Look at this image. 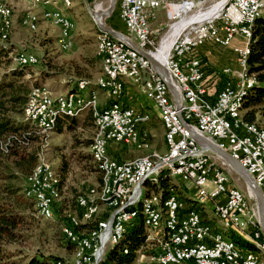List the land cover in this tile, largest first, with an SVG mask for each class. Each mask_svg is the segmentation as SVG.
I'll return each mask as SVG.
<instances>
[{"label": "built area", "instance_id": "obj_1", "mask_svg": "<svg viewBox=\"0 0 264 264\" xmlns=\"http://www.w3.org/2000/svg\"><path fill=\"white\" fill-rule=\"evenodd\" d=\"M258 2L259 0H182L178 4L181 6L180 11L171 15L168 9L170 5L163 6L160 0H118L119 17L126 33L132 35V40L138 47L147 49L152 55L158 51L151 30V21L157 17V14L165 9L169 20L172 18L180 20L185 14L190 13L191 20L174 34L166 58L161 61L180 96V105L176 106L174 95L164 78L152 68L145 57L126 42L109 36L108 60L105 62L106 73L102 82L112 80V87L109 88H113L115 66H124V69L132 73L134 79L139 80L141 86L154 94L156 107L166 115V120H169V155L161 160L148 157L140 166H131L125 161L114 158L113 166H120V174H113V167L111 168L109 188L126 189L124 211L119 216L103 222L99 236H79L74 231L75 225L78 224H71L72 235L65 237L81 238L86 242V253L83 256L75 255L73 264H98L101 250L106 243L111 242L113 232L125 227V222H130L129 213L133 211L135 196L141 191V188H137L138 178L141 176L152 178L154 171L164 173V167L176 170V173L180 174L181 181L192 186L197 194L212 198L213 205L222 213L226 222L264 246L257 203L249 201L239 189L229 185L224 170L211 161L209 151L199 146L180 121L181 114L189 126L225 149L245 168L264 195V137H258L250 128H242L240 124L234 123L231 117H227L233 95L239 87L247 84L243 50L249 33L250 20L263 13L258 12ZM215 5H219L218 10L203 17ZM1 12L12 13V8L2 3ZM51 17L62 22L64 28L60 16L51 15ZM23 19L26 26L32 29V22H27L25 15ZM177 22L170 26V32ZM236 38H240V43L233 47L240 68L236 81L231 82L228 79L215 97L210 98L208 88L204 84L206 66L199 57V52L207 45L227 47ZM64 40L66 43H71L70 37H64ZM37 61V58L30 54H27L26 59H21V63H37ZM225 69L230 70L231 77L233 74L231 68ZM143 74H145L144 78ZM86 82L78 81L81 84ZM54 102L75 103L76 99L67 93L53 97L52 92H44L40 87H36L30 94L25 114L33 117L48 116ZM147 121L144 112L122 103H115L114 109L105 113L107 130L100 146L111 152V138H121L125 143L133 145L144 143L139 133V126ZM44 167L47 166H42L39 182L25 183V187L29 195L43 202V206H50L52 213L54 201H51L52 193L44 183ZM86 194L76 198L77 207L83 213L86 211ZM220 195H224L223 201L217 200ZM148 218H152V225H157L160 231H163V246L175 244L178 251H185L196 264H201L202 259H210L213 263L222 258L242 261L247 257L246 253L225 246L214 236V233H211L209 225L203 224L199 214L189 213V207L176 202L173 196L166 200L156 199L155 211L149 213ZM163 259H167L166 254L154 258V262L163 264Z\"/></svg>", "mask_w": 264, "mask_h": 264}, {"label": "rangeland", "instance_id": "obj_2", "mask_svg": "<svg viewBox=\"0 0 264 264\" xmlns=\"http://www.w3.org/2000/svg\"><path fill=\"white\" fill-rule=\"evenodd\" d=\"M181 1L182 0H160L161 5H171L174 7L181 3ZM2 3L10 6L12 8V13L1 12ZM109 5L110 0H42L40 4H35L32 0H0V41L7 40L8 44L15 47L13 55L16 54L17 56L19 54H24L27 56V54H30L35 56L38 60L35 65L25 71L26 73L23 75L22 80H29L31 85L42 83V90L44 92H52V96L56 97L57 95L67 93L65 92V85L69 83V80L66 77L71 73V67L77 65L81 69L87 71V79L95 83V86L98 87L97 83L103 76L104 59L97 54L96 46L99 30L93 21L92 11L105 10ZM40 9H42V11L39 13ZM54 9L60 11L64 16L71 19L75 25V28H73L70 33L71 44L65 48H62L58 43V38L60 36L59 28L44 16L46 12H50ZM262 12H264V10ZM24 15L27 22H32V29H29V27L26 26L25 19H23ZM189 15L190 13H187L183 17L188 18ZM186 18L180 21H189V19ZM102 20L105 25L112 28L109 25L110 23L115 27L114 30L124 33L132 40V35L126 33L123 23L120 20L118 0H115V6L111 14L106 17L104 16ZM178 20L179 19L176 18L169 20L166 16L165 9H162V11L157 14V17L151 21V30L155 38V48L158 51L163 40H165L170 33V26ZM3 35L4 37H2ZM239 41L240 38H236L232 44L227 47H219L216 45L210 46L211 59L205 55L204 51L200 50L199 57L205 63V66L207 68H212V71L215 73L212 77L206 76L204 79V84L209 91L211 89L216 90L217 87L220 88V83L218 84L216 82L227 77L222 72L223 68H231L233 74L231 77L229 76V80L231 82L236 81L237 73H239L240 68L236 61L237 55L233 51V47L235 44H238ZM246 41L247 40H245L244 46H248L249 48V41L247 44ZM145 51L148 50L145 49ZM97 55L101 59H99ZM85 59L91 60L92 65H85L83 62ZM232 64H235L234 68ZM1 72L2 70H0V73ZM44 73H48L51 76H44ZM219 76L223 78L219 79ZM248 79H251V77L246 76L245 68L246 83ZM225 82H227V80H224L222 83L224 84ZM86 83L88 84V81ZM99 88L100 87L96 90H90L86 95L83 94L86 88L78 90V94L83 98V103L89 101L90 97L95 95L97 98L96 104L98 106ZM128 89L134 91L138 101L150 109L153 118L159 120L160 111L158 113L153 101L145 94L144 90L140 87L131 86H129ZM74 91L77 92L76 90ZM124 97L127 98V101L130 103L133 100L136 102L132 96L126 95L125 90H123L120 95L121 101ZM84 108L85 109L82 111L77 110L74 113V116L71 117H77L79 120H83L85 113L89 110V105ZM243 113L244 111L241 112V114ZM61 114L62 113H59L57 118ZM78 122V124L74 123L75 127L72 130L63 129L61 133L55 131L50 132L51 130H46L49 133L45 132V134H48V137L42 145L40 159H38V161L42 160L51 166L55 173V182L60 190L57 187L58 191L56 190L57 196L54 199L52 213L50 207L45 212L40 213L36 208L35 203L34 207L36 211L33 208V211L28 213L29 221L31 222L30 227L24 231L23 239L9 246V248L16 254L15 259L17 260V264H26L28 258L37 253H42L46 256H57L65 262H71L73 260L74 251L64 243V240H62L61 231L71 216L79 217L76 213V197L79 194L87 193L85 198L89 200L93 198L94 191H98L96 182L98 181L99 176L96 170L93 171L95 166L92 161L90 146L85 147L83 145V141L90 136L92 137V133L88 130L81 129L79 127L81 121ZM256 123L261 127H264V115L258 114ZM92 130L94 131V125H92ZM142 140L146 141L144 137ZM143 144H146L148 147L144 146L145 148L138 150L118 147L117 150L119 151V156L125 161L138 156H144V154L147 153L146 150L149 149V144H147V142ZM209 155L211 156V161L215 165H219L227 174L229 185L239 189L249 201L256 202L243 180L225 163V161L212 151H209ZM177 178L180 179V176L173 177V181L176 183L177 187H180L182 183ZM26 179V183H28V177ZM179 187L178 189H181ZM26 196L28 195L26 194ZM210 202L211 201L193 202L191 205L199 211H202L203 208H205L210 218H213L212 220H214V223L221 228L220 223L213 213L211 207L212 202L211 206L209 205ZM252 202L250 203L252 204ZM105 209L107 211H105ZM109 211L110 210L103 206L100 207L99 212H102L101 224L109 219ZM228 228L230 227H226V229ZM146 230L147 240L144 245V251L142 250L140 252L142 257L139 256V253H136L133 264H156L152 254L158 249V242L156 240L155 242L151 240L155 238L154 236L158 235L157 238L159 241L163 236V231H159V229ZM225 238L229 239L228 237ZM239 238L241 237H232L238 246L253 251L256 255L261 254V251L258 250V248L254 246L256 248L254 249ZM109 245L111 244L107 243L104 246L99 262L103 259ZM262 247L264 251V246ZM256 264H264V258L261 259L260 257Z\"/></svg>", "mask_w": 264, "mask_h": 264}, {"label": "trees", "instance_id": "obj_3", "mask_svg": "<svg viewBox=\"0 0 264 264\" xmlns=\"http://www.w3.org/2000/svg\"><path fill=\"white\" fill-rule=\"evenodd\" d=\"M109 25L115 29L110 23ZM14 50L15 47L8 44L7 40L0 41V70H2L0 73V264H17L16 254L9 246L23 239L24 231L31 225L28 213L32 212L35 207L33 199L25 194V183L26 178L30 175L29 173L38 164L42 145L48 137V134L41 132L37 126L31 124L25 114V108L32 90L43 85L42 83L31 85L29 80H22L25 71L36 63L18 62L17 57L22 54L13 55ZM248 50L245 64L246 76L251 77L253 86L250 88L244 102L242 119L245 122L260 126L256 123V119L258 114L264 115V12L256 17L251 26ZM98 58L101 59L99 56ZM83 62L85 65H92L91 60L85 59ZM70 72L65 77L69 80V83L75 85L73 90H76L79 80L88 81L86 90L92 86L98 88L95 83L87 79L88 73L86 70L73 65ZM43 75L51 76L48 73ZM92 119L90 110L85 113L83 120L62 114L56 119L54 128L50 132L61 133L63 129L72 130L75 127L74 123L78 124V121H81L79 127L88 130L93 137L92 125L94 124ZM92 137L90 136L83 141L85 147L92 144ZM121 146L125 147V145ZM118 152V150H111V156L118 160ZM93 163L95 166L93 171L96 170L99 174L96 182V186H98L101 183L102 173L98 164L94 161ZM186 185L182 183L180 187L178 186L181 189H178L173 177L168 176L166 173L159 174L157 182L147 179L143 184L146 195L153 192L159 194L161 200L172 192L177 195L181 194L182 191L186 192L188 190ZM57 187L59 188L55 182V188L58 191ZM178 197L182 199L179 195ZM76 208V213L80 216L81 212L77 207V203ZM105 211L107 210L105 209ZM101 213L98 212L88 222H81L75 226L74 231L77 235H85L98 229L101 224ZM65 225H69V220ZM61 235L64 243L74 251L75 244L70 242L62 231ZM146 236L147 230L142 218H133L125 226L122 236L114 244L109 245L99 264H133L136 253H139V256L142 257L140 252L144 251ZM154 237L151 241L155 242L156 240L158 242V249L155 250L154 248L155 253L152 256L158 254L163 245V236L159 241L158 235ZM59 261L65 262L57 256H46L37 253L30 256L26 264H55ZM182 264H185V262ZM186 264L193 263L186 262Z\"/></svg>", "mask_w": 264, "mask_h": 264}, {"label": "bare ground", "instance_id": "obj_4", "mask_svg": "<svg viewBox=\"0 0 264 264\" xmlns=\"http://www.w3.org/2000/svg\"><path fill=\"white\" fill-rule=\"evenodd\" d=\"M32 1L35 4H40L42 2V0H32ZM168 8H169L171 15H173V14L178 13V11H180L181 6L177 5L176 7H174L170 5L168 6ZM218 8H219V5H215L207 13H205L203 17H207L208 15L212 14L214 11L218 10ZM263 10H264V0H259L258 12H262ZM51 15L60 16V19H62L64 22V28H62V22L57 21L55 18L51 17ZM44 16L46 19L51 20L52 23L59 28L60 36L58 38V43L60 44V46L62 48L68 47L71 43H66L64 40V37H70V33L72 32V29L75 26L74 22L71 19L64 16L60 11L56 9L50 12H46ZM184 18L186 17H183L180 20ZM191 18L192 17H189L186 19H189L190 21ZM255 19L256 17H254L249 22V33L247 34L246 44L248 43L250 39L251 26L253 25V22L255 21ZM180 20L174 25L173 29L171 30L167 38L163 40L162 45L159 48V51L154 53L153 56L158 61H163L166 58L172 37L178 31V29L182 27V25L188 22V20H185V21H180ZM2 37H4V35ZM108 44H109V35L99 34L96 49H97V54L102 56L104 59V67H103V76L102 78L99 79L97 85L98 87L103 88L106 91H108L113 96V98H115V100H113V102L108 107L100 110L96 104L97 98L95 95H92L89 101L83 103V98L80 97V95L78 94V90L85 89L86 88L85 86H87L88 84L78 83L77 88H76L77 92H75L74 90L67 92V94L70 95V97L76 99L75 103L55 102L54 106H51V111L48 116L47 115H34V117L27 116L31 124L37 126L41 130V132L45 133L47 132L46 130L49 131L54 128V125H55V122H56V119L59 113H62L63 115H67V116H74V113L77 110L82 111L85 109L84 107L88 105H89V110L92 112V118H93V124H94V134L92 137V144L90 145V153H91L92 160L98 164L101 170L102 179H101V183L98 185V191L96 192L94 191L93 198L89 200L85 198L86 211L84 213L83 211H80L81 215L79 217L71 216L69 219V225L63 226L62 232L64 235H72L71 224L79 225L81 222H88L89 220H91V218L94 217V215L97 214V212L99 211L100 205H103L108 210H110L109 219L114 218L115 216H119L121 212L124 211V205H125V200H126V189L124 187L109 188V182H108V180L111 177V168L113 167V174H120V166H113L114 159L109 155L108 151H106L104 148L100 146V144L102 142L105 130H107V123H105V113L108 110H113L115 103H120L119 97L123 92L121 78L122 77L134 78V77L132 76V73L129 72V70L124 69V66H115V74L113 75V83L115 84H113V88H109V87H112V80H105V83L102 82V79H105V73H106V63L105 62L106 60H108V49H107ZM248 52H249L248 46H244V50H243L244 67L246 64ZM26 58L27 56L22 54L17 57V61L21 63V59H26ZM24 63L35 64V62H24ZM223 72L227 73L229 72V70L224 69ZM252 82L253 81L251 79H248L247 84H244L242 87H239L237 89L236 93L233 95L232 104L229 105V108L227 110V117H231L234 123L240 124L242 128H250L256 133V135H258V137H264V127L257 126L255 123L245 122L242 119L241 112H242L246 97L249 93V90L253 86ZM40 88L41 90L43 89V87H40ZM152 95L155 100V96L153 93ZM146 118L148 119V115H146ZM160 120L165 128L164 142L166 145V152L163 154L152 153V154L136 157L129 161H125V163H129L131 164V166H140L144 164L145 159H147L148 157L154 160H161V158H163L164 156L169 155V139H170L169 120H166V115L163 114V112L161 111H160ZM123 141L124 140L121 138H111V143L123 142ZM144 146L147 147L146 144H144ZM42 166H47L43 168L44 183L46 185V188L49 190V192L52 193L51 201H54V199L57 196V191L54 185L55 173L53 169L51 168V166L48 165L46 162L39 160L38 164L36 165V167H34V169L32 170L31 174L28 177V183H38L39 182ZM161 173L162 171H154L152 174V178L151 176H141L137 180V188H141V191L137 193L135 196L133 211L129 213V220L131 221L135 217L142 218L146 229H159L157 225H152V218H148V216H149V213H152L155 211L156 199L157 200H161V199H160L159 194H155L153 192H150L149 194L146 195L143 184L147 179L152 182H157L158 175ZM164 173H166L170 177L180 176V174L176 173V170H171V167H164ZM25 191H26V194L34 200L35 206L40 213L45 212L50 207V206H43V202L37 201V197H33L29 195L27 192V187L25 188ZM171 196H173L176 202L181 203V201L179 200L180 198H178L174 192L169 194L163 200L169 199ZM206 198L208 197H205L202 194H196L197 202H203ZM109 201H112V202L109 203ZM213 212L215 216L217 217V220H219L220 224L222 225L224 229H226V227H230V228L232 227V224L225 221L222 213H220L215 206L213 208ZM189 213L199 214V212L196 209H190ZM127 223L129 222H125V226L127 225ZM203 224H207V223L203 221ZM102 225L103 224H100L98 229L93 230L81 236H99L102 231ZM124 230H125V227H121L118 230H115L112 234V240L110 244H114L122 236ZM211 233H214V236L218 240H221L225 246H228V248L237 249V250H240L241 252H244L237 246V244L233 240L225 238V236H223L220 232H216V231L214 232L211 228ZM66 238H68L70 242L75 244L74 256L75 255L83 256L86 253V242L84 239H81V238L73 239L71 237H66ZM252 241L254 242V245L256 248H258L259 250H263V247L261 246L262 244L259 243L258 240L252 239ZM103 249L104 247L101 250V256L103 253ZM165 254L167 255V259H163V264H182L184 262L185 263L192 262L193 264H196L195 260L189 255H187L185 251H178V247L175 246V244H168V246L162 245L161 251L152 257L153 259L156 257H163L165 256ZM246 255L247 257L243 259L242 261H237L234 258H222V259H218L217 261L211 263L210 259H202L201 264H256L257 261L259 260V255H256L253 252L246 253ZM101 256H99L98 262ZM55 264H73V263L72 261L71 262H60L59 261V262H56Z\"/></svg>", "mask_w": 264, "mask_h": 264}, {"label": "crops", "instance_id": "obj_5", "mask_svg": "<svg viewBox=\"0 0 264 264\" xmlns=\"http://www.w3.org/2000/svg\"><path fill=\"white\" fill-rule=\"evenodd\" d=\"M43 9V8H42ZM42 9L39 10V13L42 11ZM63 11V10H62ZM64 13V12H63ZM65 14V13H64ZM44 21V20H43ZM46 22V21H45ZM75 28V27H74ZM240 43V41H239ZM211 45H207V46H204L202 47L201 51H204L205 52V55H207V57H209V59H211V48H209ZM211 61V60H210ZM233 65V68L235 67V64H232ZM225 68L222 69V72ZM206 71H207V74L206 76H210L212 77L213 75H215V73L212 71V68H207L206 67ZM223 74L225 76H227L226 78H223L221 76H219V79L220 78H223V79H220L219 82H215L216 83H220V85L222 86V82H224V80H228L230 79L229 76H230V70L229 72L227 73H224ZM145 77V74H143V78ZM121 82H122V86H123V90H125V93L126 95H130L132 96L136 102L133 100L131 103L127 101V98H123V100L121 101V98H120V103L126 105V106H131V107H134L136 110L138 111H142L144 112V114L148 115V121L141 124L139 126V133H140V136L141 138H145L146 141L144 142H147V144H149V149L146 150V154L144 155H147V154H152V153H159V154H163L165 153L166 151V145H165V142H164V132H165V128H164V125L162 124L161 120H160V115H159V120H156L155 118L152 117L151 115V112H150V109L147 107V106H144L143 104H141L138 99H137V96L135 94L134 91H132L131 89H128L129 86L131 87H140L144 90L145 94L153 101L155 107H156V102L153 98V95H152V92H148L143 86H141L140 82L138 79H134V78H127V77H122L121 78ZM209 85V84H208ZM220 86V88H221ZM75 85L73 83H68L65 85V92H68V91H72L74 89ZM210 87V86H208ZM219 87H217L216 90H208V95L210 98H214L215 95L217 94L218 90L220 89ZM91 89H97L95 87H91V88H88L87 90H85L83 92L84 95H86ZM94 90V92H95ZM110 93L104 89H101L99 88V91H98V108L100 110L108 107L112 102L113 100H115V98H113V96L111 97L109 95ZM136 97V98H135ZM113 98V99H112ZM158 113H159V110H158V107H156ZM85 112V111H84ZM121 145H125L126 148L128 149H143L145 148L144 147V144L143 143H136L135 145L133 144H128V143H125V141L123 142H114V143H111V146H112V150L115 151L118 149V147H123L124 146H121ZM148 147V146H147ZM165 148V149H164ZM142 151V150H140ZM109 155L111 156V152H109ZM139 153H142V152H139ZM120 155V154H119ZM143 156V155H142ZM112 157V156H111ZM139 157V156H138ZM114 159V157H112ZM136 158V157H135ZM118 160L119 161H125L124 159H122L120 156L118 157ZM131 160V159H130ZM126 161H129V160H126ZM181 183H183L181 181V178H177ZM183 184H186V183H183ZM186 186H188V190L186 192H183L181 194H178L183 200L184 202L179 199L182 203V205L184 206H187V207H190V209H196L195 207H193L191 204L193 202H196V192L193 190L192 186H190L189 184H187ZM176 194V193H175ZM177 195V194H176ZM177 195V197H178ZM183 195V196H182ZM179 198V197H178ZM218 201H223L224 200V195H220L218 198H217ZM189 201V202H188ZM205 201H211L212 202V206H211V202L209 203V205L212 207V209L214 208L215 205H213V200L212 198L208 197L206 198L203 202ZM203 204V203H202ZM103 205H100L99 206V211H100V207H102ZM104 208H106L105 206H103ZM200 216H201V219L206 222L207 224L210 225V227L212 228V230L215 232H220L223 236L225 237H228L229 239L233 240L232 239V236L237 238L238 236H240L241 240L245 241L246 244L250 245L251 247H253L254 249H256L254 246V242L252 241V239H250L248 236H246L245 234L239 232L240 230H238L237 228H228V229H224L221 225V228H219L215 223H214V220H212L213 218H210L207 210L205 208H203L202 211H199L198 209H196ZM98 211V212H99ZM214 213V212H213ZM215 215V214H214ZM216 217V216H215ZM217 219V217H216ZM219 222V220H218ZM220 223V222H219ZM234 233V234H233ZM238 235H236V234ZM234 241V240H233ZM235 242V241H234ZM236 243V242H235ZM238 246V245H237ZM241 250H243L245 253H251L253 251H250L248 249H244L240 246H238ZM259 250V249H258ZM261 251V254L259 255V258L261 257L264 258V251L263 250H260Z\"/></svg>", "mask_w": 264, "mask_h": 264}, {"label": "water", "instance_id": "obj_6", "mask_svg": "<svg viewBox=\"0 0 264 264\" xmlns=\"http://www.w3.org/2000/svg\"><path fill=\"white\" fill-rule=\"evenodd\" d=\"M115 6V0H110V5L105 10H96L92 11V18L98 27V34H107L110 37L126 42L131 48L137 51L140 55L145 57L151 64L152 68L164 78L165 83L169 87L170 91L174 95L175 104L177 107L180 105V96L172 85L167 70L164 65L159 62L154 56L140 47H138L128 36L124 33L116 31L103 22V17L109 16L113 11ZM180 121L185 130L189 133V135L201 146L203 149L207 151H212L217 154L225 163L243 180L248 190L251 192L258 206L259 212V222L262 228V232L264 235V195L261 189L257 186L254 179L247 173L245 168L235 160L225 149L220 147L217 143L210 140L206 136L197 132L194 128L189 126L182 118L180 114Z\"/></svg>", "mask_w": 264, "mask_h": 264}]
</instances>
